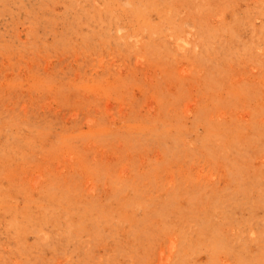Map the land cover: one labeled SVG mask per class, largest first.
Listing matches in <instances>:
<instances>
[{
    "label": "rangeland",
    "instance_id": "obj_1",
    "mask_svg": "<svg viewBox=\"0 0 264 264\" xmlns=\"http://www.w3.org/2000/svg\"><path fill=\"white\" fill-rule=\"evenodd\" d=\"M0 264H264V0H0Z\"/></svg>",
    "mask_w": 264,
    "mask_h": 264
}]
</instances>
